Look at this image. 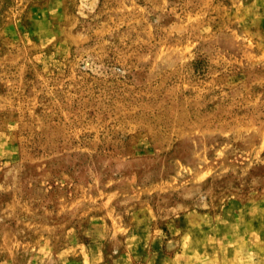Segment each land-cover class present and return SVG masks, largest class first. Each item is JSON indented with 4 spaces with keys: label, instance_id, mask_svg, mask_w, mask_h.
I'll list each match as a JSON object with an SVG mask.
<instances>
[{
    "label": "rangeland",
    "instance_id": "rangeland-1",
    "mask_svg": "<svg viewBox=\"0 0 264 264\" xmlns=\"http://www.w3.org/2000/svg\"><path fill=\"white\" fill-rule=\"evenodd\" d=\"M0 264H264V0H0Z\"/></svg>",
    "mask_w": 264,
    "mask_h": 264
}]
</instances>
